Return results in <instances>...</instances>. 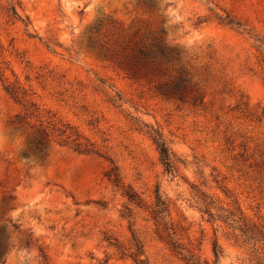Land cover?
Instances as JSON below:
<instances>
[{
    "label": "rangeland",
    "instance_id": "1",
    "mask_svg": "<svg viewBox=\"0 0 264 264\" xmlns=\"http://www.w3.org/2000/svg\"><path fill=\"white\" fill-rule=\"evenodd\" d=\"M263 38L264 0H0L2 264H264Z\"/></svg>",
    "mask_w": 264,
    "mask_h": 264
},
{
    "label": "trees",
    "instance_id": "2",
    "mask_svg": "<svg viewBox=\"0 0 264 264\" xmlns=\"http://www.w3.org/2000/svg\"><path fill=\"white\" fill-rule=\"evenodd\" d=\"M13 12L16 14V9L13 7ZM220 20L224 23L227 24H232L236 25L238 27H242V23L236 21L231 15L227 14L226 17H220ZM260 42V47H264V38L263 39H258ZM5 90L7 93L10 95L12 99H14L17 103L22 105V112L17 114V117L20 119H26V118H31V117H37L39 118L38 120L41 122V125L43 127V131L47 136H65L67 138L74 137V141L79 140L80 135L76 130H74L70 125L68 124H56L52 123L51 126L52 130H48L47 127L43 126V119H41L42 115L39 111V108L36 107V104L34 101L29 97L28 93L26 90H24L21 86L15 85V84H7L5 87ZM50 123V122H49ZM152 139L158 149V152L160 154V158L164 166L166 167V170L168 172H172L174 170V163L172 159V152L164 139L162 133L158 130L153 129L152 131ZM82 143L77 142V149L82 150V151H90L89 148H83L81 146ZM33 148L35 152L40 154L41 156L45 155V138L42 134H39L34 140H33ZM110 177H113V181L115 183L120 182V178L118 173H111ZM129 199L132 201H137L138 204H141V200L137 198L136 194L131 193L130 191L128 192ZM206 202V200H204ZM209 209L210 215L212 216L214 213H212L211 209V203L207 207ZM168 210V205H166L165 201L160 195L156 196V202H155V210H154V217L155 218H160L163 217L164 212ZM235 214L231 213V215H228L226 218V221L231 219L233 223H237L235 219ZM234 229H239L242 232V236H248L252 231H249V228L247 227H242L241 225L238 226H232ZM254 234V233H253ZM264 237V236H263ZM250 238H253V236H250ZM214 253L215 256L217 257L215 262H218V259L220 257V251L218 250L217 247L214 248ZM0 264L2 262L0 261Z\"/></svg>",
    "mask_w": 264,
    "mask_h": 264
},
{
    "label": "clouds",
    "instance_id": "3",
    "mask_svg": "<svg viewBox=\"0 0 264 264\" xmlns=\"http://www.w3.org/2000/svg\"><path fill=\"white\" fill-rule=\"evenodd\" d=\"M2 140H3V137H2V136H0V142H2Z\"/></svg>",
    "mask_w": 264,
    "mask_h": 264
}]
</instances>
